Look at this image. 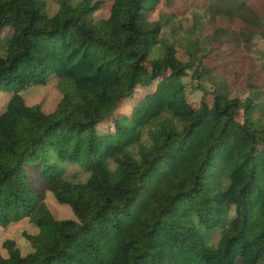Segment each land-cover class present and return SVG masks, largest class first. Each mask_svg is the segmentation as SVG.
Returning a JSON list of instances; mask_svg holds the SVG:
<instances>
[{
    "label": "trees",
    "instance_id": "1",
    "mask_svg": "<svg viewBox=\"0 0 264 264\" xmlns=\"http://www.w3.org/2000/svg\"><path fill=\"white\" fill-rule=\"evenodd\" d=\"M161 1L112 0L97 18L102 0H59L53 16L44 0H0V91L11 94L0 114V226L28 219L38 229L22 234L25 254L4 241L0 264H264V224L249 238L254 208L264 221V99L258 86L245 99L223 87L189 103L182 79L191 64L198 78L209 74L211 52L183 63L167 47L147 68ZM250 1L207 0L206 11L243 23L239 39L253 51L264 24ZM51 76L61 93L55 111L27 106L21 92ZM152 87L130 116L119 113ZM51 154L81 163L87 181H67ZM28 164L40 165L72 226L53 218ZM228 210L219 246L208 247L194 222L213 229Z\"/></svg>",
    "mask_w": 264,
    "mask_h": 264
},
{
    "label": "rangeland",
    "instance_id": "2",
    "mask_svg": "<svg viewBox=\"0 0 264 264\" xmlns=\"http://www.w3.org/2000/svg\"><path fill=\"white\" fill-rule=\"evenodd\" d=\"M46 12L53 16L58 10L59 0H44ZM81 0H70L75 5ZM112 0H102L100 9L95 13L97 18H107L110 13ZM251 7L261 16L264 24V6L261 0L250 1ZM207 0H175L171 4L161 1L156 7L155 17L160 18L162 30L158 43L151 49L146 66L153 60L163 56L167 47L176 50L177 58L183 63L190 62L189 53L196 51L199 56L208 54L210 56L203 63L210 73L198 78L194 73V64L190 65L187 76L182 79L185 85L187 101L197 105L203 92H212L215 89L226 87L232 97L245 99L251 95L250 86H258L259 94L264 99V43L258 40L253 51L243 44L239 39V33L245 27L239 20H228L210 16L206 11ZM162 13V14H161ZM216 31H221L219 34ZM264 32V28L262 30ZM217 36H216V35ZM154 87L140 89L131 101L121 104L119 113L130 116L133 108L146 94L151 93ZM27 106H40L46 114L55 111L61 93L57 88V78L51 76L44 86L32 85L20 94ZM11 94L0 91V114L5 112ZM211 96L208 95V101ZM109 121L106 122L108 126ZM261 150V149H260ZM259 150V152H260ZM50 162L55 163L64 178L72 183H85L89 174L83 170L81 163H64L56 161L55 154L50 155ZM24 173L28 176L31 187L44 198L48 210L53 218L65 228L75 223V217L70 208L58 204L52 194L47 190L46 184L40 177V165L28 164L24 167ZM259 188L264 190V180L260 182ZM256 208L251 213L252 229L249 238L255 237L261 231L264 221L258 216ZM234 213L228 210L220 225L207 230L196 221L199 232L203 235L208 247L217 248L223 231L233 218ZM26 234H37L38 229L28 219L11 224L4 228L0 226V253L5 256L2 244L6 240H13L20 251L25 254L30 250L29 243L22 236Z\"/></svg>",
    "mask_w": 264,
    "mask_h": 264
}]
</instances>
